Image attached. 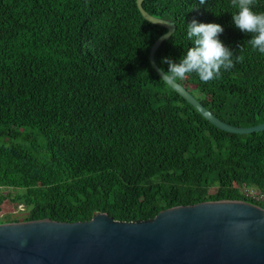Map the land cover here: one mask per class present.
Here are the masks:
<instances>
[{
	"label": "trees",
	"instance_id": "trees-1",
	"mask_svg": "<svg viewBox=\"0 0 264 264\" xmlns=\"http://www.w3.org/2000/svg\"><path fill=\"white\" fill-rule=\"evenodd\" d=\"M234 2L141 5L175 24L154 53L162 70L189 46L185 23L223 26L233 67L177 81L222 121L251 126L264 121V57L233 26ZM252 11L264 14V0ZM165 31L136 0H0V223L145 220L225 199L264 207V129L222 130L160 78L149 50Z\"/></svg>",
	"mask_w": 264,
	"mask_h": 264
},
{
	"label": "water",
	"instance_id": "water-1",
	"mask_svg": "<svg viewBox=\"0 0 264 264\" xmlns=\"http://www.w3.org/2000/svg\"><path fill=\"white\" fill-rule=\"evenodd\" d=\"M141 1L136 4L144 18L166 28L149 50L161 77L154 53L175 24L147 13ZM163 80L222 130L264 129V121L251 126L224 122L184 85ZM0 264H264V207L225 199L172 206L145 220L119 221L102 212L73 222H1Z\"/></svg>",
	"mask_w": 264,
	"mask_h": 264
},
{
	"label": "clouds",
	"instance_id": "clouds-1",
	"mask_svg": "<svg viewBox=\"0 0 264 264\" xmlns=\"http://www.w3.org/2000/svg\"><path fill=\"white\" fill-rule=\"evenodd\" d=\"M256 0H235L237 11L231 14L233 26L242 34L250 37L248 46L259 56L264 57V14L252 11ZM205 5L206 0H199ZM194 2V7H196ZM224 28L216 22H199L193 18L185 23V37L189 46L179 59L162 57L161 77L169 82L182 80L186 75H195L200 81L208 82L216 78L221 69L233 67L234 51L220 39ZM239 48V47H238ZM236 62H239L237 58Z\"/></svg>",
	"mask_w": 264,
	"mask_h": 264
},
{
	"label": "rangeland",
	"instance_id": "rangeland-1",
	"mask_svg": "<svg viewBox=\"0 0 264 264\" xmlns=\"http://www.w3.org/2000/svg\"><path fill=\"white\" fill-rule=\"evenodd\" d=\"M255 191H256L255 189H251V191H249V192L254 193ZM18 192H20V191L18 190ZM12 209H13L12 204L7 203V201L3 204V211L12 210ZM12 211H16V210H12Z\"/></svg>",
	"mask_w": 264,
	"mask_h": 264
},
{
	"label": "built area",
	"instance_id": "built-area-1",
	"mask_svg": "<svg viewBox=\"0 0 264 264\" xmlns=\"http://www.w3.org/2000/svg\"><path fill=\"white\" fill-rule=\"evenodd\" d=\"M249 191H251V190H245V195H247V196H250V197H253V198H262V196H259V195H257V192L255 191L254 193H250Z\"/></svg>",
	"mask_w": 264,
	"mask_h": 264
}]
</instances>
